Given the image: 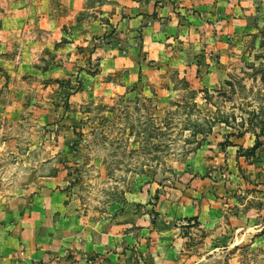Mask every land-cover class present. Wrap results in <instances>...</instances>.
<instances>
[{"label": "rangeland", "instance_id": "rangeland-1", "mask_svg": "<svg viewBox=\"0 0 264 264\" xmlns=\"http://www.w3.org/2000/svg\"><path fill=\"white\" fill-rule=\"evenodd\" d=\"M105 2L86 0L75 26L23 74L18 50L28 39L20 27L8 35L0 228L35 215L42 181L61 174L76 241L100 242L102 255L138 252V238L157 233L181 241L171 264H264V0L212 1L178 15L163 60L148 54L140 29L123 30L122 8L102 15ZM164 202L175 204L171 217ZM191 206L200 216H183ZM46 264L110 260L88 245Z\"/></svg>", "mask_w": 264, "mask_h": 264}, {"label": "crops", "instance_id": "crops-1", "mask_svg": "<svg viewBox=\"0 0 264 264\" xmlns=\"http://www.w3.org/2000/svg\"><path fill=\"white\" fill-rule=\"evenodd\" d=\"M18 1L20 3L5 0L4 4H0V32L4 31L6 34V39L3 38L0 41V53L3 54L7 50L9 43L7 41L11 39L8 35L13 36L12 31L20 27L28 43L22 41L20 50L17 49L20 51V60L15 73L23 74L30 70L29 62H33L37 51L43 48L54 49L55 42L59 41L62 36L65 37V29L68 30L70 26H75V16L78 11L84 10L86 0H36L31 5L25 4L23 0ZM212 1L218 5L221 0H106L100 9L102 15H108L112 7L116 10L122 8L123 13L129 15L127 22H122L123 30L131 33L134 29H140L143 33L142 43L148 48V54L163 60L165 56L161 53L165 55L166 50L171 48L168 43L164 42L173 39L171 32L177 29L176 26L182 27L178 15L188 17L185 14L189 9L198 6L202 9L208 8V4H213ZM39 29L44 34L37 36ZM7 63H12V60H8ZM66 182L61 174L42 181L36 196L38 207L41 209L34 212L36 207L34 202L30 206L35 215L23 216L0 228V264H33V261L46 264L51 262L53 256H60L67 252L68 248L78 246L84 248L88 245L91 252L97 253L98 257L108 258L110 264L127 262L129 259L132 261L129 264H171V256L179 248L181 242L174 240V236L167 239V235L153 233L149 241L145 238H138L140 240L138 252L129 250L131 253L125 251L122 254L106 251V254L102 255L100 252L103 250L97 247L102 244L93 243L91 238L87 239L84 236L77 242L75 236L78 231L77 213L72 210L68 195L59 190L65 186ZM24 200L20 198V201L24 202ZM65 200L67 203H63ZM161 210L168 216L172 215L176 212L175 204L166 205L164 202L161 204ZM183 214L188 217L200 216L197 206L184 209ZM134 221L136 225L145 224L144 218L139 216H136ZM207 222L214 223V220L208 218ZM140 234L143 233L140 232ZM19 254L21 257L18 256ZM136 255L137 258L141 257L139 261L135 259ZM18 259L25 263L19 262Z\"/></svg>", "mask_w": 264, "mask_h": 264}, {"label": "trees", "instance_id": "trees-1", "mask_svg": "<svg viewBox=\"0 0 264 264\" xmlns=\"http://www.w3.org/2000/svg\"><path fill=\"white\" fill-rule=\"evenodd\" d=\"M259 145H260V141H259V139H258V136H256L255 144H254V146H253L251 149H252V150H253V149H256Z\"/></svg>", "mask_w": 264, "mask_h": 264}]
</instances>
